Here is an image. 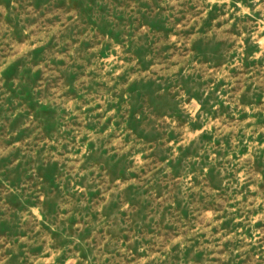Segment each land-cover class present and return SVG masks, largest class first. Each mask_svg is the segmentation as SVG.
<instances>
[{
	"label": "rangeland",
	"instance_id": "rangeland-1",
	"mask_svg": "<svg viewBox=\"0 0 264 264\" xmlns=\"http://www.w3.org/2000/svg\"><path fill=\"white\" fill-rule=\"evenodd\" d=\"M0 264H264V0H0Z\"/></svg>",
	"mask_w": 264,
	"mask_h": 264
}]
</instances>
